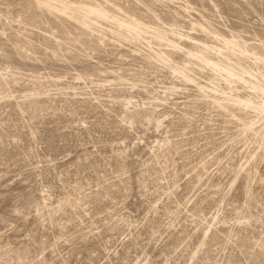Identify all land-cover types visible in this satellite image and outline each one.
<instances>
[{"label":"rangeland","instance_id":"374dc122","mask_svg":"<svg viewBox=\"0 0 264 264\" xmlns=\"http://www.w3.org/2000/svg\"><path fill=\"white\" fill-rule=\"evenodd\" d=\"M0 264H264V0H0Z\"/></svg>","mask_w":264,"mask_h":264}]
</instances>
